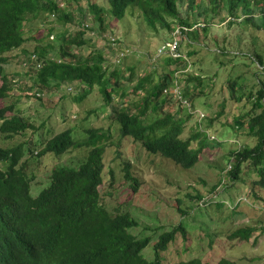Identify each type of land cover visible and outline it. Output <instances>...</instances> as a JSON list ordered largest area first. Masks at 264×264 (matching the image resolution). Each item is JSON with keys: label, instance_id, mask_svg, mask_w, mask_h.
<instances>
[{"label": "rangeland", "instance_id": "1", "mask_svg": "<svg viewBox=\"0 0 264 264\" xmlns=\"http://www.w3.org/2000/svg\"><path fill=\"white\" fill-rule=\"evenodd\" d=\"M92 1L108 7L106 0ZM80 5L85 9L86 0H81ZM178 7L180 16L189 22L188 27L204 24L203 28L198 26L184 32L180 41L179 52L186 57L185 71H182L183 62L170 67L178 71L179 91L181 87L188 91V100L182 99L187 102L184 105L191 106L194 116L186 117L171 99H165L162 113L185 120L182 139L197 135L190 147L201 145L202 149L192 167L182 168L170 159L147 152L139 141L119 135L114 112L118 108L136 112L142 100L141 93L133 90L136 79L149 75L156 82L167 69L161 60L168 56L158 57L156 50L169 40L171 30L159 25L156 29L148 27L137 8H129L120 20L105 13L102 30L91 14L81 15L74 4L67 8L73 14L70 23L63 24L47 15L25 21L23 49L10 52L11 58L4 66L11 87L0 106H10L7 115H19L31 127L10 139L0 135V145L20 144L21 161L31 178V194L35 196L48 184L55 166L77 167L88 151L80 147L60 155H38L48 138L67 128L78 141L87 137V128L108 131L103 180L98 187L100 201L112 214L129 212L138 222L128 232L137 238H150L141 251L144 258H154L153 244L162 232L181 224L186 235L183 237L178 232L175 240L159 252L164 263L196 257L203 264H217L220 258L236 264H264V186L255 184L259 175L249 161L241 162L237 180L227 173L228 165L235 163L232 151L250 148L257 141L249 132V120L264 108V101L261 107H252L256 90L264 84V14L261 12L264 0H241L233 4L223 0L222 5L196 0L188 6L182 0ZM244 9L249 10L252 19H246ZM87 23L90 26L84 30L85 43L74 45L72 52L80 56L100 53L107 75L112 68L121 69L120 85L125 95L115 91L110 104L105 103L97 86L88 89L72 82L42 88L34 82L35 69L28 55L48 42L57 50L62 36L76 35ZM50 33L55 35L53 40L48 37ZM107 35H113L119 44L110 46ZM124 47H130L131 52L116 65V56H120ZM128 68L133 75L129 76ZM152 85L149 90L153 89ZM37 92L43 95L37 96ZM238 121L241 125L235 127ZM196 122L203 129L210 127L209 132L217 141L211 140L213 137L204 139ZM124 162L129 163V173L138 181L136 191L124 177ZM244 226L255 229L249 240L229 238L231 231Z\"/></svg>", "mask_w": 264, "mask_h": 264}, {"label": "trees", "instance_id": "2", "mask_svg": "<svg viewBox=\"0 0 264 264\" xmlns=\"http://www.w3.org/2000/svg\"><path fill=\"white\" fill-rule=\"evenodd\" d=\"M181 1L106 0L108 7L104 8L96 1L86 0L84 9L80 5L81 0H63L64 8L60 7L59 0H0V101L6 97L10 88L3 66L9 60L8 53L23 49L26 41L23 32L25 21L54 14L57 21L70 23L73 14L67 8L74 4L81 15L85 12L91 14L102 30L105 13L120 20L129 8H137L148 27L156 29V25H159L173 31L176 26H181L185 28L184 33L193 27H188L189 22L180 16L178 6ZM184 1L188 6L196 0ZM209 1L222 5L223 0ZM239 1L241 0H228L230 4ZM244 12L247 20L252 19L248 9H244ZM261 12L264 14V10ZM84 30L86 28L82 27V30L69 38L62 36L57 50L49 42L33 50L42 62L35 69L34 82L42 88L72 82L81 83L88 89L97 86L105 103L110 104L115 91L125 95L120 85L121 69L112 68L107 75L100 53L80 56L72 52L74 45L81 46L85 43ZM181 40L177 47L178 53ZM55 54L58 56L55 57ZM168 57L161 60L167 69L158 76L156 82H152L149 75L136 79L133 90L142 95L137 111L128 112L127 109L118 108L114 112V118L118 123L120 136H129L139 141L147 152L170 159L182 168H190L198 161L202 149L201 145L194 149L190 147V142L197 135L182 139L180 135L185 120L168 112L162 113L167 103L165 99H171L178 103L186 117L194 116L190 112L191 106L187 107L174 99L172 93L173 83L179 85L181 81L178 71L170 67L183 62L185 68L182 71H185L186 57ZM127 72L129 76L133 75L130 68ZM180 73L186 75L184 72ZM150 84H153L152 90L148 88ZM186 92L187 89L180 88V94L185 99ZM255 95L252 107L259 108L264 101V84L256 90ZM152 100L153 104L150 103ZM9 110L10 106H0V134L4 139H10L31 127L21 116L14 113L7 115ZM147 118L148 122H145ZM237 123L235 127L241 125V121ZM209 128L203 129L197 124L204 139L210 140L213 137L211 140L217 141ZM85 132L87 137L82 141L73 138L71 129H65L44 142L38 155H60L80 147L88 148V151L77 167L55 166L51 170L48 184L35 196L31 194V178L21 161L23 155L20 144L9 147L0 145V164H3L0 165V264H203L196 257L170 263L159 259V252L164 251L175 240L178 232L185 237V229L181 224L159 235L153 244L152 260L142 256L141 251L150 242V238H137L128 232L138 222L129 212L112 214L100 201L98 187L103 180V154L108 131L105 133L99 128L90 127ZM249 132L257 137L256 143L250 148L242 147L232 151L235 163L227 173L233 180H237L241 162L249 161L259 175L255 184L263 187L264 108L250 118ZM123 170L124 177L131 181V187L136 191L138 181L130 175L129 163H123ZM108 171L111 174V169ZM254 230L250 226L239 227L228 236L248 240ZM217 264L236 263L220 258Z\"/></svg>", "mask_w": 264, "mask_h": 264}, {"label": "built area", "instance_id": "3", "mask_svg": "<svg viewBox=\"0 0 264 264\" xmlns=\"http://www.w3.org/2000/svg\"><path fill=\"white\" fill-rule=\"evenodd\" d=\"M87 26V25H86ZM194 25L193 28H195ZM185 28H182L181 26H176L173 31H171L169 40H165L156 50V56L160 57L161 55L165 56H171V57H179L181 56L180 53H178L177 47L179 44V40L183 37V30ZM53 36L51 35L50 38ZM110 40L113 42L114 38L110 37ZM130 50L128 48H125L123 50H120V56H124L128 54ZM119 56V58H120ZM34 58V55L32 56ZM172 88L173 97H175L177 100L183 101V103H187L184 98L182 99V95L180 94V91L178 89V86L175 84ZM165 92H168L165 90Z\"/></svg>", "mask_w": 264, "mask_h": 264}, {"label": "clouds", "instance_id": "4", "mask_svg": "<svg viewBox=\"0 0 264 264\" xmlns=\"http://www.w3.org/2000/svg\"><path fill=\"white\" fill-rule=\"evenodd\" d=\"M63 4H64L63 0H59V5H60V7H61V6L63 7ZM63 8H64V7H63ZM50 16H53L54 18H52V19H55V15H54V14H50L49 17H50ZM86 25H87V26H86ZM195 25H197V26H195V28H196V27H198V26H203L204 24H199V23H198V24H195ZM89 26H90V25H89L88 23L85 24V26L82 25V27H85L86 30H88ZM192 27H193V26H192ZM51 35L53 36L52 38H50ZM48 37L50 38V40H53V39H54V34H53V33H50V34L48 35ZM110 37H113V35H110V36L107 35V36H106V39H107L106 41H107V43H108L110 46H111L112 44H115V45H116V44H117V45L119 44V41H118L117 38L113 37V38H114V41L112 42V41L110 40ZM125 48H128V49H129L130 47H124V48H121L120 50H123V49H125ZM115 49H116V48H115ZM15 50H16V49H15ZM129 50H130V52H131V49H129ZM13 51H14V50H13ZM11 52H12V51H11ZM130 52H129V53H130ZM8 54H9V53H8ZM33 55H34V58L32 57ZM128 55H129V54H126V55H124V56H120V58H119V56H116V58H117V63H115V64L118 65V62H119L118 60L121 59L122 57H125V56H128ZM28 56H29L30 62L33 64V65H32L33 68H34V69H38V68L41 66L42 62H41V60H39V58L37 57V54H36L35 52H31V54L28 55ZM8 58H9V60H10L11 57H8ZM9 60H8V61H9ZM8 61H7V62H8ZM7 62H6L5 64H7ZM5 64H4V66H5ZM4 66H3V69H4ZM4 75H5L6 78L8 79V77H7V75L5 74V72H4ZM8 81H9V79H8ZM9 86L11 87V85H10V81H9ZM9 89H10V88H9ZM67 89L70 90L71 88H67ZM8 92H9V91H8ZM7 95H8V94H7ZM36 95H37V96H42L43 94L40 93V92H37ZM34 96H35V95H34ZM67 129H70V128H67ZM0 135H1V134H0ZM48 139H49V138H48ZM2 146H3V145H2ZM41 148H42V147H41ZM40 150H41V149H40ZM43 155H45V154H43ZM228 167L230 168V167H231V164L228 165ZM229 168H228V169H229ZM228 169H227V170H228ZM41 189H42V188H41ZM41 189H40V190H41ZM40 190H39V191H40ZM263 224H264V223H263ZM250 227H251V226H250ZM261 227H262V226H261ZM262 228L264 229V227H262ZM251 236H252V235H251ZM248 240H249V239H248Z\"/></svg>", "mask_w": 264, "mask_h": 264}]
</instances>
